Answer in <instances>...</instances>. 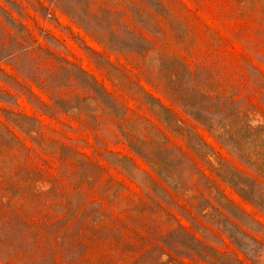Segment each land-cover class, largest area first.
<instances>
[{"label": "rangeland", "instance_id": "rangeland-1", "mask_svg": "<svg viewBox=\"0 0 264 264\" xmlns=\"http://www.w3.org/2000/svg\"><path fill=\"white\" fill-rule=\"evenodd\" d=\"M0 264H264V0H0Z\"/></svg>", "mask_w": 264, "mask_h": 264}]
</instances>
